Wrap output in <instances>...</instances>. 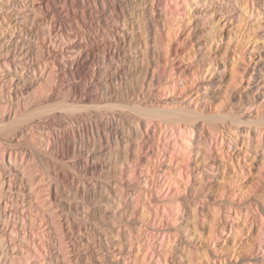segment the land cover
Instances as JSON below:
<instances>
[{
  "label": "bare ground",
  "instance_id": "6f19581e",
  "mask_svg": "<svg viewBox=\"0 0 264 264\" xmlns=\"http://www.w3.org/2000/svg\"><path fill=\"white\" fill-rule=\"evenodd\" d=\"M222 5L215 11L223 20L230 24L236 21L238 28L244 29L247 28L246 22L250 21L252 30L248 36L252 40L245 44L240 45L242 34L231 30L232 37L228 33V42L232 38L236 41L235 49L238 44L250 52H232L231 59L220 65L210 60L205 83L210 110L204 112L189 98L153 102L156 99L149 100L141 88L136 93L127 90V98L124 96L123 88L127 86L128 89L137 81V71L146 61L147 20L154 29L157 26L152 19L154 8L149 9L145 0H0V221L19 219L23 224L27 219L38 221L39 227L35 233L37 226L33 223L20 225L17 230L15 223L8 227L2 221L9 239L6 240L0 230V259L15 264L13 256H23L31 249L35 254L40 253L39 249H45L48 259L51 256L57 263L58 256L50 255L48 251L61 253L68 242L82 264H104L96 257L92 241V225L99 205L94 200L100 193L91 191L92 184L83 189L79 184L86 174L107 167L102 162L109 161L112 155L119 151L126 153L131 139L127 140L122 123L147 127L155 118L171 125L182 124L186 134L194 136L192 127H200L199 123L203 121L216 141L218 151L223 154L224 135L218 131L219 125L230 132L234 147L238 140L248 141V144L245 142L248 146L251 140L255 142L264 136V0H225ZM145 10L152 16L145 18ZM212 10L214 8H210ZM187 21L185 34L189 35L191 20ZM43 22H47L51 30L52 26L59 27L58 39H39V27ZM94 33H101L102 47L92 44ZM173 39L166 45V54L172 60V75L169 77L172 80L166 85L183 88L184 75L189 82L197 81V72L190 71V75H186L181 65L182 59L188 61L191 58L183 49L192 43V39H178L177 35ZM247 62L251 69L246 75L252 82L248 83L251 95L245 92L246 113L241 106L233 105L227 95L228 89L240 84L237 79L242 81L246 72L243 68L242 73L239 65ZM81 77L86 78L85 85L81 84ZM169 92L173 94L175 90L172 88ZM69 122L76 124L67 128ZM17 139L18 144L27 149L29 157L33 161L37 159L34 162L40 165L36 167L42 172H38L42 175L38 179L46 180L41 182L44 181L42 192L47 200H39L41 190L33 192L34 186H38L35 185L38 180L32 177L33 169L30 174V168L27 171L23 165L17 164L14 152L5 153L8 151L5 147L14 148L12 142ZM135 144L138 146V142ZM256 146L251 155L257 157L260 154L263 159L264 147ZM224 156L226 158V154ZM22 160H26V156ZM238 165L241 172L243 167ZM257 165L264 166V162ZM21 188L34 195L24 194ZM117 196L115 206L127 202L122 193ZM71 199L66 216L56 217L54 205L67 204ZM174 207L180 210L178 203ZM14 209L23 215H17ZM44 222L51 224L53 230L46 238L48 250L41 240L35 241V238L44 239L46 236L48 229ZM28 229L32 238L26 237ZM10 253L16 254L12 256ZM61 256L66 264L63 252ZM21 260L28 262L26 256Z\"/></svg>",
  "mask_w": 264,
  "mask_h": 264
},
{
  "label": "rangeland",
  "instance_id": "374dc122",
  "mask_svg": "<svg viewBox=\"0 0 264 264\" xmlns=\"http://www.w3.org/2000/svg\"><path fill=\"white\" fill-rule=\"evenodd\" d=\"M224 2L225 0H145L147 7L150 9L153 6L155 13L152 16L145 10L143 16H152L157 26L155 25L154 29L147 20L149 43L146 47V61L138 69L139 78L132 83L133 87L123 88L124 96L127 98V90H134L136 93L141 88L150 97L149 100L156 99L153 102L162 103L170 98L182 101L189 98L201 110L208 112L210 108L205 83L209 75L207 69L210 68V60L220 65L231 59L232 52H250V49H242L238 44L235 49L236 41L233 38L228 42V33L232 34L231 30L243 35L240 36V45L252 40L248 36L252 30L250 21L246 22L247 28L244 29L238 28L236 21L230 24L218 16L215 9L223 7ZM254 7L256 8V5ZM210 8L214 10L210 11ZM203 16H208L207 20H203ZM39 17H42L41 13ZM189 19L190 34L186 35ZM47 20L49 21L50 17ZM56 26H52L51 30L47 22H43L39 27V39H58L59 27ZM174 35H177L178 39H192V43L187 45L188 49H183L191 58L188 61H180L184 74L197 72V81L193 82H189L184 75L185 84L183 88L179 87L180 89L174 84L166 85L172 80L169 78L172 75V60L166 54V45L174 40ZM101 36V33L91 36L95 47H102ZM88 48L91 46L88 45ZM235 58L238 63V58ZM247 64L248 62L239 65L242 73L245 68V76L242 81L237 79L240 84L232 90L228 89L227 95L233 105L241 106L246 113L248 106L245 92L249 93L248 83L252 82L246 75L251 69ZM85 79L80 78L81 84L85 85ZM171 87L175 90L173 94L169 92ZM142 99L143 96L140 97V100ZM124 117L126 119L127 114ZM154 119L147 127L122 123L127 140L131 139L126 153L119 151L112 155L109 161L102 162L107 167H102L96 173H88L81 179V189L92 184L91 191L101 194L95 195L94 201L100 206L94 208L97 216L92 225L96 257L104 264H264V166L257 165L264 162V158L262 159L260 154H257L258 158L251 155L256 150V145L264 147V136L255 142L251 140L252 143L249 142L248 146L245 145L248 141L238 140V145L234 147L230 142V132L223 130L219 125L218 131L224 135L225 158V154L218 151L216 141H213L203 121L199 123L200 127H192L194 136H190L188 132V135L186 134L182 124L171 125ZM73 124L69 122L66 127ZM135 142H138V146ZM17 144L18 139L13 140L14 148L5 147L8 149L5 153L14 152L17 164L23 165L26 170L30 168V171L27 170L30 174L33 169L31 176L38 180L35 185L39 186H34L36 189L33 188V192L41 190L39 200H47L46 194L42 192L45 184L44 181L41 182L45 178L41 181L38 179L42 172L36 168L40 166L35 163L37 159L34 162L27 149ZM24 156L26 160H22ZM256 159L257 162L259 160L258 163ZM238 164L243 167L241 172ZM249 165L251 166L247 168ZM258 169L260 170L257 171ZM21 189L28 196L34 195L32 191L27 194L25 188ZM121 193L127 202L115 206L117 195ZM68 203L72 204V199L71 202L67 201V204L54 205L56 217L66 216ZM177 203L180 206L179 211L174 207ZM29 204L31 203H27V206H31ZM14 212L19 216L23 215L15 209ZM2 221L4 220L0 221V230L7 240L9 235L6 229L2 228ZM24 221L22 224L19 219H11L5 220L3 224L7 223L9 227L15 223L17 230L20 225H38V221ZM70 222L73 223L72 220ZM44 224L48 229L45 238H35V241L38 243L41 240L48 250V232L53 233V230L51 224ZM38 229L37 226L34 232H38ZM27 234V238H32L29 229ZM44 250L39 249L40 253L35 254L31 249L28 254L23 255L28 258L27 263L21 260V254L10 255L15 257V264H64L61 256L63 252L66 264H82L68 242L61 253L48 251L50 255L58 256L57 263L51 256L48 259ZM0 264H9V261L1 258Z\"/></svg>",
  "mask_w": 264,
  "mask_h": 264
}]
</instances>
